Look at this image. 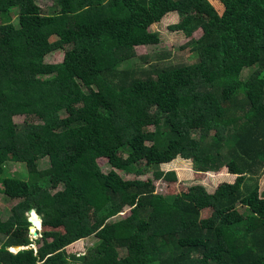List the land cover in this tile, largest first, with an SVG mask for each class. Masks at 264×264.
Masks as SVG:
<instances>
[{"label": "trees", "instance_id": "16d2710c", "mask_svg": "<svg viewBox=\"0 0 264 264\" xmlns=\"http://www.w3.org/2000/svg\"><path fill=\"white\" fill-rule=\"evenodd\" d=\"M49 1L0 0V191L16 201L0 264H264V0H219L221 14L210 0ZM173 12L196 62L144 68L135 48L159 44L150 28ZM178 158L235 181L157 192ZM131 166L154 179L116 170Z\"/></svg>", "mask_w": 264, "mask_h": 264}, {"label": "rangeland", "instance_id": "374dc122", "mask_svg": "<svg viewBox=\"0 0 264 264\" xmlns=\"http://www.w3.org/2000/svg\"><path fill=\"white\" fill-rule=\"evenodd\" d=\"M38 5L44 9L48 10L53 6V2L49 0H36ZM212 4L217 8V10L222 13L224 6L220 3L219 0H210ZM183 16L178 12L169 13L166 15L159 24H155L150 28V32L158 33L160 37V43L154 46L139 45L137 46L136 53L138 61L143 64L144 68H149L152 64H191L196 62V59H193L191 48L187 46L190 41L189 38L185 37L181 32H172L169 29V26L178 23ZM202 35V31H198L193 38L198 39ZM170 54L169 56H165ZM64 52H54L49 54L46 57V62L51 64H57L63 61ZM249 74L248 71L243 73L245 78ZM15 122L22 124L25 121L24 116L15 117ZM100 168L103 172H109L113 168L107 163L106 159H100ZM46 161L42 163V166H45ZM40 166V168H43ZM151 169V168H150ZM159 169L165 173L174 171L177 175V180L174 182L166 181H155L156 190L162 194L173 195L180 192L187 191L190 187L200 184L204 186L207 191L213 193L215 189L222 183H233L236 176L230 174L226 168H223L219 172H196L193 169V163L190 160H184L181 158L176 159L175 161L169 164H163ZM7 173L10 175L18 174L21 175L23 170L20 165L14 163H8L6 166ZM117 172L125 179H154L153 169L146 170L144 168L129 167L126 169H116ZM20 178V177H18ZM21 179V178H20ZM22 179H27L24 172V177ZM260 190L264 192V175L260 182ZM16 201H7L4 199L0 191V216L2 218L7 217V211L15 205ZM208 212H204V216H207ZM38 225V229H39ZM43 229H40L39 232H42ZM11 233V232H10ZM9 233V234H10ZM95 238H89L85 240L78 241L69 247L67 251L70 254L84 255L88 252L89 248L95 244ZM1 245V241H0Z\"/></svg>", "mask_w": 264, "mask_h": 264}, {"label": "water", "instance_id": "95a60500", "mask_svg": "<svg viewBox=\"0 0 264 264\" xmlns=\"http://www.w3.org/2000/svg\"><path fill=\"white\" fill-rule=\"evenodd\" d=\"M32 215L35 216L38 220H40L41 225H42L41 216L36 214L34 209L29 211V217H28L29 220L28 221L30 223V226H29L30 234L34 238H37L39 236L40 229L38 230V228H36V220H34ZM24 249H25V246H14L11 248V251L12 252H19V251L24 250Z\"/></svg>", "mask_w": 264, "mask_h": 264}, {"label": "bare ground", "instance_id": "6f19581e", "mask_svg": "<svg viewBox=\"0 0 264 264\" xmlns=\"http://www.w3.org/2000/svg\"><path fill=\"white\" fill-rule=\"evenodd\" d=\"M32 216H33V215H32ZM34 217H35V216H33V218H34ZM39 225H40V226H39V229H42L41 222L39 223ZM36 228H38L37 224H36ZM39 229H38V230H39ZM13 249H14V248H13ZM14 250H15V249H14Z\"/></svg>", "mask_w": 264, "mask_h": 264}]
</instances>
